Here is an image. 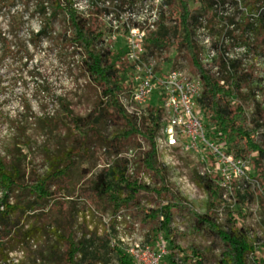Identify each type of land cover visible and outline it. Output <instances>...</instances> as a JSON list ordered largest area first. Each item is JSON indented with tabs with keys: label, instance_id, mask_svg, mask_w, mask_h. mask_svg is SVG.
Listing matches in <instances>:
<instances>
[{
	"label": "trees",
	"instance_id": "obj_1",
	"mask_svg": "<svg viewBox=\"0 0 264 264\" xmlns=\"http://www.w3.org/2000/svg\"><path fill=\"white\" fill-rule=\"evenodd\" d=\"M15 1L5 0V3L13 5ZM30 1L34 3V13L42 22L38 33H32L28 42L20 39L18 32L23 21L19 14L11 17L8 35L4 36L0 29V63L9 62L6 69L8 74L12 73L10 81L14 85L24 83L25 68L29 63L33 64L34 52L49 42L50 36L54 34L53 26L57 24L58 18H62L65 31L60 36L61 47L68 58H72L66 68L70 72L78 68L98 90V98L84 116L75 115L67 102L61 100V118L50 117L44 120L38 117L46 129V141L38 152L41 155L39 168L34 167L31 159L30 152L33 149L26 124L10 117L4 118L7 130L13 133L1 144L0 264H41L44 261L47 264H136L124 245L119 240L110 242L107 235L96 240V246L93 247L87 240L88 234L79 236L71 227L65 229L58 220L42 223L40 226L38 224L40 216L46 214L45 209L53 202L55 191L65 182L70 183L78 164L85 165L82 166L83 178L91 174V169L96 167L99 159L97 149L113 160L91 175L88 182L90 193L113 213L134 210L144 216L145 222H154L155 227L152 228L155 239L167 251L161 264H264L254 258L251 232L236 225L216 179L210 175L199 176L198 184L213 199L212 203L219 200L224 205L223 222H219L216 214L191 212L184 201L169 190L166 184L167 167L158 160L154 142L162 123V112L157 102L150 103L145 117L129 114L122 103V99L130 95L127 92L130 89L128 71L118 67V62L125 54L122 46H118V50L108 48L104 41L107 31L95 25L90 14H78L72 7V0H28L27 4ZM129 1L131 2L118 0L117 3L122 5ZM194 1L197 0H165L169 7L168 16L163 15L157 29L145 38V58L161 57V52L174 44L179 54H182L183 49L187 50L201 82L202 91L197 100V111L205 136L226 155L242 160L251 157L259 164L264 163V139L258 133L262 112L255 92L259 87L252 88L254 77L245 72L242 58L228 60L225 58L226 51L222 52L223 43L230 39V34L236 27L235 22L226 19L223 31L221 30L222 46L219 42L212 45V49L218 54L213 64L217 67V72L213 73L212 69L205 68L199 61L198 48L193 40V25L200 16L208 14L215 3L213 0H199L203 7L192 9L190 5ZM237 4L242 5L248 19L242 31L254 32L256 36L264 33V0L232 2L235 7ZM173 9H176L178 18L172 16ZM96 12L100 13L99 10L94 13ZM231 26L234 28L230 29ZM241 42L253 50L264 51V38L259 43L246 40ZM244 44L239 45L244 48ZM35 65L40 71L38 65ZM156 66L157 71L164 73L159 70L158 62ZM129 69L131 70L130 65ZM40 78V74H35L31 79L39 80L42 85L40 93L45 94L48 88ZM250 101H254L255 110L248 120L245 104ZM28 108L26 106V110ZM59 124L60 136L56 135ZM47 145H52V148ZM124 147L130 152L137 151L132 157L136 165L133 173L128 169L131 158L121 156ZM25 149L27 153L24 152ZM140 171L149 175L155 181V186L139 182L137 175ZM255 181L258 184L257 178ZM243 183L245 186L249 185L247 182ZM66 193L68 197L73 194L69 189ZM144 193L151 194L152 200H147L150 198ZM166 194L170 196L167 197ZM239 196L237 194L236 198ZM147 201L149 204L154 201L156 205L146 208L143 202ZM185 211L193 215L195 232L209 234L214 238V243L220 242L222 252L215 256L214 263H210L199 251L193 250L186 254L175 244L177 231L173 227V217L176 213ZM74 213L71 210L69 217L73 219ZM21 218L32 220L26 230L23 227L27 223L21 221ZM42 232L44 235L39 236L46 241L45 253L36 244L35 234ZM146 241L148 245L154 239ZM214 250H218V247ZM15 253H22L17 258V263L10 258Z\"/></svg>",
	"mask_w": 264,
	"mask_h": 264
},
{
	"label": "rangeland",
	"instance_id": "obj_2",
	"mask_svg": "<svg viewBox=\"0 0 264 264\" xmlns=\"http://www.w3.org/2000/svg\"><path fill=\"white\" fill-rule=\"evenodd\" d=\"M215 5L212 10L203 16H200L193 25V40L198 48V58L200 63L207 69L215 70L214 60L218 57L216 53L215 58L211 61L206 62L207 47H203L200 28H204V33H207L210 40V47L214 43H222V29L224 28V23L226 19H230L235 22V28L230 34V39L223 43V50L228 52L233 60H243V68L245 72L252 74L254 77V83L252 88L256 86L259 90H256V101L259 103L262 119L259 123L258 133L261 138L264 139V51H256L248 47L246 44L242 43L241 40H246L247 42L258 43L264 38V33L261 35H255L254 32H243V27L247 23L246 13L242 9L241 4H237L235 7L232 2L236 0H213ZM79 4L83 5L84 1L79 0ZM191 8L197 9L203 7V4L197 0L196 2H191ZM176 10V9H175ZM175 10H172V16L178 18ZM96 10L90 13L92 20L95 25L103 28L110 34L107 25L102 20L100 13ZM160 15V21L163 15L168 16L169 7L167 6L165 10L162 11ZM57 24L53 26L52 30L54 34L50 36V40L47 44H43L34 52L33 58L34 62L31 65L29 63L28 67L25 68V80L24 83H14L11 80L12 73H7L6 67L9 66L8 63H0V155H2L1 144L7 137H10L11 133L6 128L4 124V118L10 117L17 122H22L26 124L27 135L31 139L32 151L31 159L33 160L34 167L39 168L41 163V155H39V147L42 146L46 141V129L43 126V122L38 120L39 118H61V100H65L70 106V110L77 116L86 115L89 110L93 107L98 98V90L95 86L88 81L86 76L77 69H73L71 72L67 70L66 66L72 58H68V54L61 47L60 36L65 31V25L62 22V18H58ZM32 25L36 27V22L33 21ZM239 26V27H238ZM158 27V25H157ZM157 27L147 32L146 37L152 32H154ZM223 27V28H222ZM222 30V31H221ZM199 32V33H197ZM124 29L120 28L118 36L121 38L114 45V49L118 50V46L124 48V38L122 34ZM105 35V36H106ZM200 37V38H199ZM242 38V39H241ZM239 44H244V51L237 52L236 48L242 47ZM222 46V45H221ZM264 48V47H262ZM33 52V51H30ZM161 57L155 58L159 64V70L161 72H166L171 68L178 67L185 70L189 75L196 77L197 74L190 62V57L187 50L183 49L182 54L176 51V44L172 47L167 48L161 52ZM170 59L166 61V59ZM76 60L75 58H73ZM37 62V63H36ZM25 63V62H24ZM24 63H22L24 65ZM37 64L38 71L35 67ZM118 67L120 69H125L128 71L130 78L129 63L125 59V54L122 59L118 62ZM29 73V75L27 74ZM40 74L42 78V83L48 88V92L45 94L40 93L42 88L39 80H33L32 75ZM198 77V76H197ZM39 86H38V85ZM22 85V86H21ZM21 86V87H20ZM126 86V85H125ZM128 88V87H127ZM129 89H127V92ZM254 91V90H253ZM246 92V90H244ZM156 94H153L150 99L151 102L155 100ZM147 106L139 108L141 110V116H146V110L150 106V102ZM28 106V110H26ZM254 101H250L245 104V111L247 119L249 120L254 112ZM37 117V118H33ZM41 119V120H42ZM161 126L163 124V118L161 120ZM56 135H61V125L57 126ZM139 140V139H138ZM140 142V140H139ZM52 148V145H47ZM27 153V150H24ZM137 151L127 150L126 147L123 148V154L128 159L134 156ZM98 163L96 167L91 169V174L87 177H82V165L78 164V167L74 170L73 178L65 182L64 185H60L52 199L53 202L45 209L46 214L40 216L39 226L42 223H52L54 220H58L64 225V228L68 227L73 229L75 234L79 236L86 233L87 240L92 243L91 245L96 246V240L103 238L104 235L108 236L110 242L114 240H119L124 238L125 244H129L130 247H135L133 244H146V240L154 239L150 244H146L149 247V254H144L143 256L134 259L136 264H151L152 253L158 250V245L160 241H156L154 231L152 227H155L154 222H145L143 220L144 216L140 212L134 210L131 211H118L113 213L110 209H106L103 202L96 199L89 191V180L91 175L100 170L102 167L111 163L113 158L106 155L100 149H97ZM205 161H201L198 157L190 152H179L172 151L166 156L160 154L158 160L167 167V185L169 190L172 191L174 195L179 197L184 201V203L189 207L191 212L196 214H216L219 222L224 221V205L221 201L212 200L209 194H207L198 184L199 176L201 173H207L211 178L219 181L217 173H215V164L213 157L210 152L205 151L203 153ZM34 158V159H33ZM247 172L246 174L250 178L248 181V186L244 183L235 181L232 185V198L228 202L230 211L236 221V225H240L251 233L250 238L254 244V258L257 262H264V163H257L249 157L247 160ZM135 161H131L128 165L130 173L134 172L136 165ZM87 166V165H86ZM208 170V171H207ZM42 171V170H41ZM138 180L146 185L155 186L154 180L149 176L145 175L142 171L138 173ZM257 178L258 184L255 181ZM68 183V185H65ZM69 189L73 194L68 197L66 190ZM147 197L152 200L151 194L144 193ZM239 194V198L236 195ZM165 196H170L166 194ZM240 201V202H239ZM156 205L154 201L151 204L143 202V206L146 208H153ZM106 209V210H104ZM71 210L75 211L74 218H70ZM41 214V213H39ZM134 214V217L133 215ZM21 221L27 223L24 225L23 230H26L32 223L31 219L21 218ZM53 225V224H52ZM55 226V224H54ZM52 227V226H51ZM173 227L176 229L175 244L183 250L186 254L194 251H199L205 256L210 263H214L215 256H219L222 252V247L220 242L216 241L214 243V238L210 237L206 233H198L193 230V215L188 212H178L173 217ZM116 232V233H115ZM42 233H36L37 248L41 249L43 253L47 251L45 246L46 241L43 237L39 236ZM127 238L129 239L127 243ZM218 247V250H214ZM92 247V248H93ZM128 248V246H127ZM142 248V247H140ZM214 251H213V250ZM43 263V262H42ZM41 263V264H42ZM43 264H47L44 261Z\"/></svg>",
	"mask_w": 264,
	"mask_h": 264
},
{
	"label": "built area",
	"instance_id": "obj_3",
	"mask_svg": "<svg viewBox=\"0 0 264 264\" xmlns=\"http://www.w3.org/2000/svg\"><path fill=\"white\" fill-rule=\"evenodd\" d=\"M28 0H16L13 5H6L5 0H0V29L4 36L8 35L11 25V17L17 14L22 16L23 25L18 32V37L26 42L32 33L40 31L42 22L34 13V3ZM72 0L73 9L81 15L88 16L92 11L99 10L102 20L107 25L110 34L104 38L105 45L113 48L121 38L119 29H124L125 59L131 66L130 95L122 99V103L129 114L141 117V110L148 105L153 94H156V102L162 112L163 124L155 136V149L157 156L167 155L174 150L190 152L201 161H205L203 153L210 152L215 164V173L219 181L218 186L222 191V198L227 203L231 201L233 183L250 182L247 172V161L224 154L220 148L211 142L204 132L203 123L197 111V100L200 98L202 87L199 77L189 75L178 67L171 68L165 73L157 71V62L154 58H145L144 40L147 32L154 30L160 21L162 11L166 9L165 0H131L122 5L118 0L114 2L96 0ZM36 22V27L32 22ZM233 29V26L230 27ZM205 29L200 28L202 45L207 47L206 62L216 56V52L210 47V40ZM197 32V33H199ZM200 38V37H199ZM237 52L244 51L243 47L236 48ZM225 58L233 60L226 52ZM37 63V62H36ZM212 72H217V69ZM151 102V101H150ZM208 171V170H207ZM207 173H201L202 176ZM127 238V243L128 242ZM126 251L137 259L144 254H149L146 244H133L135 247L126 246L124 238H120ZM142 247V248H140ZM166 248L160 244L158 250L153 252L151 264H161L166 255ZM22 253L11 254L14 263L18 262ZM142 264V263H141Z\"/></svg>",
	"mask_w": 264,
	"mask_h": 264
}]
</instances>
